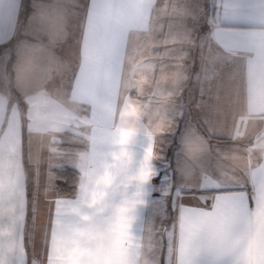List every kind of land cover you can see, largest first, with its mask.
I'll list each match as a JSON object with an SVG mask.
<instances>
[{"label":"snow or ice","instance_id":"6c2138e0","mask_svg":"<svg viewBox=\"0 0 264 264\" xmlns=\"http://www.w3.org/2000/svg\"><path fill=\"white\" fill-rule=\"evenodd\" d=\"M97 6L82 0L73 13L82 17L81 52L62 87L84 90L80 111L100 163L90 171L71 162L48 166L45 191L55 195L44 201L42 239L32 240L29 257L22 237V259L10 255L13 245L0 244V264H55L58 250L63 264H93L90 248L86 255L65 242L99 236L122 249L124 264H264V0H110L116 11H135L134 26L116 31L97 27ZM19 7L23 0L17 21ZM8 45L18 54L43 48L19 40L13 17L0 16L5 67ZM59 63L53 53L40 81ZM39 98L20 91L19 115L0 125V145L16 137L23 155L26 135L31 145L33 126L46 119ZM28 99L38 101L34 109ZM117 103L123 107L114 127ZM53 167L75 175L70 191L55 183ZM22 195L16 220L27 226L26 185ZM3 204L15 212L13 200L0 197ZM68 207L77 219H65ZM31 219L38 228L35 210Z\"/></svg>","mask_w":264,"mask_h":264},{"label":"crops","instance_id":"0c3cea01","mask_svg":"<svg viewBox=\"0 0 264 264\" xmlns=\"http://www.w3.org/2000/svg\"><path fill=\"white\" fill-rule=\"evenodd\" d=\"M140 2V0H137ZM22 0H0V16H12L16 29V36L19 40L43 45V48L35 53H28L21 48L19 54L12 45L7 47L11 49L10 57L7 60L6 67L0 64V125L6 124L10 116V105H14L16 110V101L19 99L20 91L38 92L40 94L39 105L43 106V112L50 111L52 106H66L68 112V121L66 128H60L59 134H54L52 141L48 142L47 149H42L39 153L42 155L38 163L28 162L27 148L28 144L24 142L23 155L19 150V140L13 137L11 145H0V197L4 201L9 199L16 203L15 212L11 211L6 204L0 205V244L8 249L13 245L10 255L13 258H23V249L21 247V238L27 242L29 257L32 254L31 242L35 239L39 244L42 239V231L47 223V208L45 198H52L55 193L45 191L46 178L48 175V166L64 163L65 165L75 164L84 171H90L100 163V157L93 152L94 136L91 122L84 117L80 111L84 102L85 92L78 89L74 94H67L62 81L71 82L73 72L79 63L81 52V28L78 20L73 16L77 11V6L82 0H35L31 4L29 0H23L26 7H19L18 21L15 19L17 8ZM99 6L94 8V18L97 27L111 31L118 30L122 25L134 26L133 21L135 11L133 9H124L116 11L110 7V0H98ZM165 4L169 0H164ZM145 23H147L148 14L145 12ZM51 33V34H50ZM15 43V42H14ZM53 53L59 57V65L50 77L43 82L39 79V70ZM163 87V80H161ZM63 91V95L59 93ZM5 96V98H4ZM120 96L127 98L123 88L120 90ZM13 97L16 99H13ZM7 99V100H4ZM62 99H67L64 103ZM134 99V98H133ZM36 99H28L27 105L34 109L37 104ZM21 112L25 109V102H20ZM50 108H46V107ZM123 105L117 103L113 105L112 115L114 118V127L120 123V114ZM18 113V112H17ZM19 115V114H18ZM45 121V119L43 120ZM70 124L72 128L68 129ZM57 138H54V137ZM62 139V140H61ZM66 143L72 147H62ZM29 166L34 168V174L31 179L27 177ZM56 167L52 168V174ZM39 169V184L35 179L36 170ZM15 186V190L9 192L10 186ZM27 187L28 192V223L24 225L23 221L16 220V217L23 211L24 199L23 191ZM38 197L34 199L33 196ZM33 210L38 220V228L32 227ZM89 211L88 209L84 210ZM72 208H67L66 220L77 219ZM15 221V223H14ZM82 223L86 221L82 220ZM35 232V237H33ZM67 248L79 247L88 255L87 250L91 249V259L93 264H124L122 249L110 242L105 236H99L90 241L80 240L78 244L65 242ZM55 264H63L61 253H56Z\"/></svg>","mask_w":264,"mask_h":264},{"label":"rangeland","instance_id":"374dc122","mask_svg":"<svg viewBox=\"0 0 264 264\" xmlns=\"http://www.w3.org/2000/svg\"><path fill=\"white\" fill-rule=\"evenodd\" d=\"M2 77V75H0ZM61 95H63V91H59ZM5 93L0 92V95L3 97ZM5 98V96H4ZM13 99H15L13 97ZM7 100V99H4ZM16 100V99H15ZM67 99H62V101L65 103ZM20 107V106H19ZM42 109L43 106H40ZM46 108H50L49 106ZM46 119L45 121H42L39 125H34L32 128V138H31V145L29 144L28 137L26 135L25 142L28 144L29 148H27V159L28 162L31 163L34 162L38 163V159H41V154L39 153L42 149H47L48 142L52 141V136L54 134H59L60 128H66V123L68 121V118L70 119V116H68V112H66V106L60 105L59 106H52L50 108V111L45 112ZM17 112L14 113V105H10V116L9 119L12 120L14 123L17 120L18 117ZM67 128H72L70 124L67 125ZM54 138H57L56 136ZM62 140V139H61ZM30 169L26 167L27 170V177L31 179L34 174V168L32 166H29Z\"/></svg>","mask_w":264,"mask_h":264},{"label":"trees","instance_id":"16d2710c","mask_svg":"<svg viewBox=\"0 0 264 264\" xmlns=\"http://www.w3.org/2000/svg\"><path fill=\"white\" fill-rule=\"evenodd\" d=\"M62 147H72V145L63 143L61 144ZM69 166V165H66ZM61 170L58 168H55L53 173L54 176L56 177L55 179V183H60L61 185H63L66 190L70 191L71 190V185L74 184L76 182V177L72 172H66L64 173L62 176L60 175Z\"/></svg>","mask_w":264,"mask_h":264}]
</instances>
